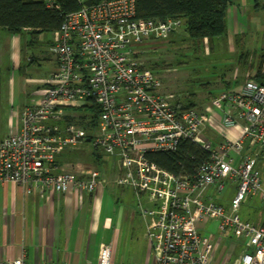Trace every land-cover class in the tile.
I'll return each mask as SVG.
<instances>
[{"label":"built area","instance_id":"built-area-1","mask_svg":"<svg viewBox=\"0 0 264 264\" xmlns=\"http://www.w3.org/2000/svg\"><path fill=\"white\" fill-rule=\"evenodd\" d=\"M40 1L59 9L55 0ZM79 1L80 8L67 14L55 33L57 70L51 85L40 90L36 104L24 108L20 130L0 139V184L20 185L27 195L74 191L82 203L86 194L104 188L107 178L97 169L67 170L55 157L86 144L101 148L120 161L116 185L133 189L156 264H210L218 242L200 232L211 219L220 221V230L234 227L247 240L233 264H264V223L257 227L237 214L250 194H260L264 203L256 169L264 148V84L250 78L239 92L214 96L211 104L221 110L224 124L230 128L244 122L245 127L219 148L201 143L206 114L181 109L175 95L162 92L161 79L139 58L147 40L169 38L182 29L183 20L137 18L135 0H92L89 6L88 0ZM93 104L100 116L91 132L62 124L67 118L60 114L63 110L91 111ZM247 139L252 143L248 152ZM183 142L208 154L192 173L184 168L172 172L152 160L153 155L177 153ZM227 182L237 187L230 214L208 194L212 188L222 194ZM112 260L113 249L105 246L98 264ZM0 264L28 262L24 257L0 258Z\"/></svg>","mask_w":264,"mask_h":264},{"label":"crops","instance_id":"crops-1","mask_svg":"<svg viewBox=\"0 0 264 264\" xmlns=\"http://www.w3.org/2000/svg\"><path fill=\"white\" fill-rule=\"evenodd\" d=\"M246 1L233 0L228 8V38L224 43L236 54L239 65L238 69L237 64L234 65V69L216 83L220 93L239 92L248 79L257 75L258 67L241 69L244 57L250 55L245 53L246 49H255L252 43L246 46L240 41L251 29L242 22ZM5 31V35L0 36V139L20 130L22 111L38 102L40 90L51 85V77L57 70V58L52 50L57 31L35 34L24 30L18 35ZM254 55L256 57V50ZM260 62L264 65L262 55L258 64ZM206 87H209L206 94L212 95L211 99L218 95L212 91V85ZM198 110L208 118L201 135L205 133L207 142L215 148L226 139L234 141L244 130V122L230 128L226 126L221 110L212 104ZM246 143L248 152L252 143L250 139ZM261 155H264V148L258 157ZM119 172V164L117 172L112 168L102 171L107 185L92 196L86 194L82 203L74 191L63 194L53 190L44 194L35 191L27 195L20 185L0 184V258L24 257L28 264H98L101 250L110 246L112 264H154L147 223L140 216L116 206L119 196L123 201L135 196L132 188L116 185ZM116 194L117 201L113 204L111 199ZM216 253L217 249L210 264H215Z\"/></svg>","mask_w":264,"mask_h":264},{"label":"rangeland","instance_id":"rangeland-1","mask_svg":"<svg viewBox=\"0 0 264 264\" xmlns=\"http://www.w3.org/2000/svg\"><path fill=\"white\" fill-rule=\"evenodd\" d=\"M243 7L245 18L242 19V22L251 29L248 35L240 41H243L246 46L252 43L257 55L255 57L254 51L246 49L245 53L249 52L250 55L244 57L241 69L244 66L248 68L250 66L257 67L259 57L264 56V52L262 54L264 50V0H247ZM5 30L0 28V36L5 35ZM182 30L179 29L167 39L147 40L140 47L139 58L147 68L153 64L158 65L155 72L153 69H149L161 79L163 93L174 94L176 100L183 105L194 103L196 109H201V107L211 104L212 95L206 94L209 88L206 85H212V91L219 94L221 90H218L216 83H219L223 76L228 75L234 69V65L237 64L236 69H238V58L236 54L230 52L229 47L224 43V39H215L213 49L206 45L197 50L193 43L186 39ZM60 114L67 115L62 124L72 123L86 130L88 128L89 132L93 130V126L91 127L92 113L89 109L70 108L63 110ZM205 135L204 133L200 137L201 143L209 141ZM92 148L86 144L75 151H63L56 155L55 161L71 171L78 168L85 172L93 169L104 171L110 168L113 172L118 171V164L120 163L118 158L108 155L101 148ZM256 169L260 173L264 185V155L258 157ZM209 193L212 195L211 201L223 206L226 214H230V206L237 193L236 184L227 182L225 191L220 195L215 193L214 188L210 189ZM117 197L116 194L111 199L113 204L116 203ZM118 198L120 202L116 203L117 208L123 207L127 213L144 219L140 214L135 196L127 198L125 201L121 200L120 196ZM237 214L243 222H249L257 227L262 226L264 223V203L260 194H250ZM219 222V220L211 219L204 225L200 234L202 237L218 242L217 253L214 257L215 264H220L222 261L233 264L245 248L247 240L234 227H228L226 231L220 230ZM152 262L156 264L153 258Z\"/></svg>","mask_w":264,"mask_h":264},{"label":"trees","instance_id":"trees-1","mask_svg":"<svg viewBox=\"0 0 264 264\" xmlns=\"http://www.w3.org/2000/svg\"><path fill=\"white\" fill-rule=\"evenodd\" d=\"M55 2L59 9L48 8L40 0H0V28L12 35H18L24 30H31L35 34L56 32L65 16L77 11L81 5L79 0ZM232 4L233 0H135L137 18L183 20L181 30L197 50L206 45L213 49L215 39H224L225 42L228 38V8ZM258 65L255 79L264 84V65L261 62ZM144 67L147 68L145 65ZM149 68L155 72L158 65L153 64ZM178 106L184 110L195 108L196 104L183 105L179 102ZM89 107L92 113L91 127H94L99 120L100 111L95 104ZM207 157L208 154L200 147L183 142L177 153L157 154L151 158L172 172H181L184 168L192 173Z\"/></svg>","mask_w":264,"mask_h":264},{"label":"water","instance_id":"water-1","mask_svg":"<svg viewBox=\"0 0 264 264\" xmlns=\"http://www.w3.org/2000/svg\"><path fill=\"white\" fill-rule=\"evenodd\" d=\"M92 0H88L86 4L89 6L91 4Z\"/></svg>","mask_w":264,"mask_h":264}]
</instances>
